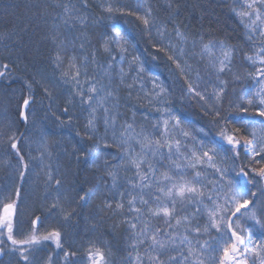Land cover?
Returning a JSON list of instances; mask_svg holds the SVG:
<instances>
[{
    "label": "snow or ice",
    "instance_id": "6c2138e0",
    "mask_svg": "<svg viewBox=\"0 0 264 264\" xmlns=\"http://www.w3.org/2000/svg\"><path fill=\"white\" fill-rule=\"evenodd\" d=\"M57 6L63 12L52 18V29L45 37L55 49L50 63L59 72L60 83L69 88V101L75 104L74 97H78L80 111L86 113L84 131L78 130L76 135L93 142L74 145L70 155L79 153L77 163L84 158L83 163L100 176L95 188L86 190L87 180L83 184H69L74 193L69 197L65 175L59 166H52L47 140L41 138L33 151L34 142L26 131L30 116L35 114L37 85L49 100L47 111L57 120L63 123L67 117L71 123L79 118L68 115L67 106L63 115L54 110L52 81L25 78L19 95L15 89L10 94L16 99L18 119L0 124V151L8 161H16L21 181L14 190L9 185L0 191V257L9 256L15 264H112L110 250L91 240L80 245L85 251L78 260L80 253L67 242L62 227L52 220L58 216L65 224L71 223L78 208L87 207L93 196L107 191L112 198L105 199L100 211L119 216L129 233L124 264H252L249 252L258 264H264V187H259L260 181H264V43L254 55L244 54L251 65L248 89L233 88L229 97V81L225 77L233 75L234 80L241 79L233 73L237 51L234 46L216 40L205 43L203 36L189 41V34L180 25L159 23L150 9L140 14L129 6L101 0L99 7L102 15L107 13L105 19L111 20L117 13L134 15L143 26H137L140 39L152 45V60L166 62L174 83L183 80L196 100L201 118H206L210 126L196 129L201 134L197 136L189 130L192 122L175 108L171 87L153 74V87L146 88L145 62L130 51L136 49L137 43L117 24L107 25L96 45L82 39L80 54L69 56V45L74 48L75 41H69L67 35L61 38V25L66 32L78 28L82 34L86 33L90 20L97 23L87 15L89 7L96 5L91 0H68ZM46 7L39 3L26 6L24 16L29 24L44 19L42 9ZM240 8L243 10L233 8V11L241 18L247 17L241 21L247 39L254 45L257 37L264 42V0H250ZM108 29L114 36L108 34ZM9 67L5 62L0 69V85L8 81L3 85L5 88H10L16 79ZM122 88L128 89L129 98L135 92L138 101L159 113L158 117H150L147 111L143 114V121L155 120L151 131L136 119L134 108L131 119H121V107H128L121 98ZM181 94L182 98L186 95L183 89ZM21 124L25 132H20ZM92 147L94 160L88 158ZM112 148L118 149L120 155L108 151ZM109 157L119 163H110ZM226 160L231 161L235 175L221 167ZM33 161L44 174L42 200L48 215L43 212L38 215L33 210L24 222L20 219L21 194L29 173L35 171ZM238 161L241 163L237 170ZM207 169L214 170L210 180ZM121 172L131 173L125 190L119 187ZM105 176L111 179V187ZM248 185L256 187V191ZM49 222L53 225L50 229L45 227Z\"/></svg>",
    "mask_w": 264,
    "mask_h": 264
},
{
    "label": "trees",
    "instance_id": "16d2710c",
    "mask_svg": "<svg viewBox=\"0 0 264 264\" xmlns=\"http://www.w3.org/2000/svg\"><path fill=\"white\" fill-rule=\"evenodd\" d=\"M68 0H0V69H2L3 63L9 64V71L12 77H15L14 83L10 88H5L3 85H7L8 81H4L3 85H0V124L6 123L7 120L18 119L16 115V99L10 96L13 89L16 90L17 96L20 93V89L25 82V78L36 77L37 79L44 78L52 81L55 87L51 88L53 96V108L56 112L63 115V109L67 106L70 111L68 115L78 117L79 119H73L71 123L67 121V117L64 118L62 123L57 120L55 116L48 112L49 100L45 96L43 89L37 85L36 103L34 105V115L30 116L27 131L25 126L21 124L20 132H25L26 135L34 142L32 147L35 152L37 143L44 138L47 140V144L52 152V166L55 168L59 166L60 171L65 175L67 183L65 187L67 195L73 196L69 184H83L85 180L88 181L84 184L85 189L96 187V182L100 173L95 169L89 167L87 164L81 162L77 163V156L70 155L73 152L74 145H92L93 142L88 139L81 140L76 135V132L84 131L83 124L86 117V113L80 111L79 98L74 97L75 104L69 101L71 95L67 86L60 83V75L57 70L54 69L50 63V56L55 51L50 40L45 39L49 31L53 26V17L57 13L63 12L62 7H58L57 4L67 3ZM75 2V0H73ZM108 2V0H104ZM113 3L129 6L133 11L138 10L140 14L148 11H153L155 7V14L153 16L157 18L159 23L168 22L170 25H180L189 34V41L192 38L199 39L201 36L205 37V43L209 40L225 41L236 48V55L233 60V73L239 75L241 78L239 81L234 80L233 75H227L225 78L229 81L228 93L229 97L232 95L233 88L237 91H245L249 87V70L251 65L244 58V54H255L262 42L259 37L256 38L255 45L247 39L246 29L241 22L242 19L246 20L247 17L241 18L237 16L233 11V8L237 10H243L240 8L241 4L250 2V0H111ZM39 3L46 5L47 7L42 9L44 13V19L33 21L29 24L28 19L24 16L26 12V6ZM101 0H91V4L96 7H89L87 15L94 18L97 23L92 24L89 21L90 27L86 33L82 34L78 28H73L70 32H66L63 25H61L59 31L61 38L67 35L69 41H75V47L69 45L68 54L78 55L80 54V41L87 38L91 41L92 45H96L97 40L100 38V33L103 32L107 25L117 24L121 30L137 43L136 49H130L135 55L142 57L145 62L146 71L143 74L146 81V88L151 89L153 87L151 83V76L157 75L160 81L165 82L166 86L173 89V101L175 108L183 115V117L192 122V128L195 135H201L196 129L207 125L206 118H201V113L196 100L192 97L191 93H188L187 86L184 85L183 80L179 83H174L173 79L168 75V68L166 62L153 61L151 52L152 45L147 40H141L137 26L142 28L140 21L136 20L134 15H120L115 14L114 17L109 20L104 17L101 8L99 7ZM259 23V22H258ZM27 29L26 31L24 29ZM171 31V27H169ZM108 34L114 36V33L108 29ZM159 39V37H157ZM98 46V45H97ZM191 45L189 44V47ZM91 47L88 48L90 52ZM101 55L103 53L101 52ZM131 57H129L130 59ZM195 58L193 64L195 66ZM15 65V67H12ZM125 68L127 69V61L125 62ZM135 75V73H133ZM195 73H193L194 77ZM138 87V86H137ZM186 93L183 96L181 90ZM7 92L9 95H5ZM143 93H141V96ZM121 98L124 100L128 107H121L122 113L121 119L132 118V109L137 111L136 119L143 121V114L147 111L150 117H158L159 113H156L154 109H149L147 104L143 101L136 99V93L133 92L131 98L128 97V89H121ZM9 100L11 102H9ZM227 103V99L225 100ZM155 123V120L143 121L145 127L151 131V124ZM139 127V125H138ZM101 132L103 131V125H100ZM212 135L215 136V132L212 131ZM192 141L189 140V147H191ZM25 147V155L28 156L27 146ZM111 153H115L116 156L120 155V152L116 148L108 150ZM0 157H3V152L0 151ZM89 159L94 160L95 148L89 149ZM251 157H249L250 159ZM110 163H119L118 160L109 157ZM47 162V161H46ZM11 164V167L9 166ZM102 163V161H101ZM167 163V162H165ZM220 163V161H218ZM237 162V170L239 164ZM243 163H247L244 160ZM16 161L12 159L8 161V158L3 157L0 159V191L5 187L11 185L13 190L15 187L21 185L20 177L15 167ZM35 165V171L30 172L27 182L23 183V191L21 194L20 211L21 221L26 222L29 217V213L33 210H37L39 215L41 212L44 215H48L47 206L44 205L42 197L44 195L43 184V172H40V166L33 161ZM221 167L227 169L232 175L231 161H223ZM36 172H40L37 176ZM209 174V180L213 169H207ZM131 173H120L119 187L120 190H125L129 187L127 181ZM217 180L219 179L217 175ZM108 186L111 187V179L107 176L104 177ZM258 179V178H257ZM207 182V181H206ZM211 187V184L209 183ZM253 191H256V187L248 185ZM259 187H264V181H260ZM112 194L107 191L98 192L89 201L87 207L83 209H77V217L73 219L71 223L65 224L58 216H53L52 220L55 221L57 226L62 227L67 242L72 244L73 248L80 253L77 257L79 260L84 255V249L80 247L81 244H87L89 240L94 242H100L105 245V250L111 252L110 259L112 264H124V261L128 255V230L125 225L121 223V218L117 215H113L111 212L105 210L100 211V208L104 206L105 199H111ZM117 199L119 197L117 196ZM115 207V204H113ZM53 225L51 222L46 223V228H51ZM247 235V233H245ZM204 239L211 242V238L205 236ZM43 255V253H41ZM249 260L252 264H258V261L248 253ZM0 264H15L13 258L9 256H3L0 260Z\"/></svg>",
    "mask_w": 264,
    "mask_h": 264
},
{
    "label": "rangeland",
    "instance_id": "374dc122",
    "mask_svg": "<svg viewBox=\"0 0 264 264\" xmlns=\"http://www.w3.org/2000/svg\"><path fill=\"white\" fill-rule=\"evenodd\" d=\"M154 14H155V12H156V10H155V7H153V11H152ZM3 257H0V260L2 259Z\"/></svg>",
    "mask_w": 264,
    "mask_h": 264
}]
</instances>
